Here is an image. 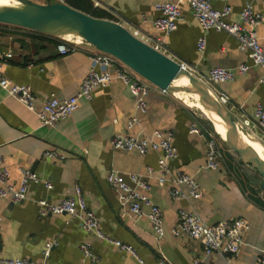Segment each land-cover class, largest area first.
<instances>
[{"label":"crops","instance_id":"1","mask_svg":"<svg viewBox=\"0 0 264 264\" xmlns=\"http://www.w3.org/2000/svg\"><path fill=\"white\" fill-rule=\"evenodd\" d=\"M28 1L66 4L64 0ZM159 2L87 0L94 10L107 14L131 33L136 32L143 42L162 37L152 25L158 17L154 6ZM246 4L264 15L263 0H232L229 20H237ZM212 7L221 10L223 5L213 3ZM181 12L183 20L164 39L165 55L197 77L207 76L216 67L251 66L247 54L238 50L236 40L225 33L208 32L206 49L200 53L196 44L202 30L188 6L182 5ZM30 35L18 29L0 28V60L5 76L16 85L32 89L37 109L50 94L59 99L75 96L91 66L86 52L79 50L62 56L55 44L33 40ZM257 38L264 52V21L257 28ZM261 76L260 70L251 68L235 82L214 86L213 90L224 93L231 108L245 102L250 117L256 103L264 106ZM184 105L175 95L152 90L147 98V112L138 115L139 125L131 132L132 135H150L154 131L171 133L177 151L171 168L193 176L203 193L199 200L177 201L159 188L155 180H149L148 196L164 219L165 235L157 243L145 218L135 220L123 214L118 194L106 181L111 170L145 175L148 167H156L159 158L155 152L141 157L112 149V139L124 133L126 121L137 115L130 93L121 81L114 80L106 88L97 90L90 102L80 101L78 109L54 128L42 127L33 113L0 88V157L9 172L8 184L15 189L19 187V170L23 168L52 185L51 190L42 184L30 185L26 200L19 204L0 198V258L40 263L44 261L46 244H52L47 264H139L133 255L85 233L75 220L69 221L63 215L39 217V200L59 204L73 197L78 186L98 218L101 233L111 241L131 247L143 264H158L160 254L169 264H195V260L199 264H256L264 246V207L252 201L223 169L204 168L206 144L203 138L189 133L193 113ZM50 151L58 152L65 159H45L44 154ZM180 210L197 213L209 225L246 220L250 229L239 254L232 258L218 253L205 257L200 242L172 236L171 229L178 221ZM83 246L89 248V257L83 254Z\"/></svg>","mask_w":264,"mask_h":264},{"label":"built area","instance_id":"2","mask_svg":"<svg viewBox=\"0 0 264 264\" xmlns=\"http://www.w3.org/2000/svg\"><path fill=\"white\" fill-rule=\"evenodd\" d=\"M231 2L232 0H160L154 6L158 17L153 20L152 25L162 37L154 40H145L144 42L155 50L165 54L163 49L164 39L174 32L177 29V24L183 20L181 6L186 5L202 30V36L197 40L196 44L197 50L200 53H203L206 49V34L208 32L225 33L236 40L238 50L247 54L251 63V66L241 64L234 69L216 67L211 69L207 76L196 77L209 88L213 89L214 86L231 84L239 77L246 75L251 68H256L262 73L259 83L264 86V52L257 38V28L263 23L264 15L256 13L251 4H246L242 8L237 20L230 21L229 17L232 13ZM213 3L222 4V9L215 10L212 7ZM132 34L138 38L136 32ZM56 39L59 40L56 49L60 55L65 56L83 50L91 62L88 73L82 80L75 96L59 99L55 94H50L46 97L41 107L37 109L32 89L29 86L12 83L5 76L1 60L0 88L10 98L19 102L29 112L33 113L42 127L54 128L60 121L71 116L78 109L80 101L90 102L97 90L106 88L114 80L121 81L130 93L137 115L126 121L124 133L112 139V149L133 153L141 157L147 155L149 152H155L159 154V158L156 167H148L145 175L123 174L116 170H111L106 176V181L118 194L119 205L123 214L130 215L135 220L145 218L149 223L154 240L157 243L160 242L165 235L164 219L161 210L148 196L151 191L149 180H155L159 188L166 190L167 195L177 201L199 200L202 198L203 193L193 176L171 168V164L177 159V151L173 147L171 133L154 131L150 135L141 133L138 135L131 134L135 126L139 125L138 115H144L147 112V98L149 94L152 90L159 89L134 73L113 56L96 51L84 41L77 42L76 40ZM189 72L191 71L189 70ZM159 92L167 94L160 90ZM214 92L221 103L232 112L237 123L240 125V131H245L249 137L260 140L264 144V106L256 103L249 117L245 109V102H241L235 108H231L230 102L224 93H219L215 90ZM256 129L260 133L256 132ZM189 133L197 135L205 141L206 160L204 168L208 171H218L223 165L224 154H232L224 148L226 147L224 141L217 135L216 131L212 132L204 128L194 116L189 126ZM44 158L54 161H63L65 159L64 156L55 151L46 152ZM19 173L20 184L15 189L8 184L9 172L4 166L3 159L0 157L1 199H8L13 204H19L26 200L30 185L42 184L46 190L52 189L50 182L39 178L29 169L21 168ZM37 205L39 207L38 215L40 218L63 215L69 221L75 220L79 222L85 233L93 234L97 238L113 244L121 251L133 255L139 264H143L136 257L131 247L111 241L101 233L98 218L90 210L78 186L74 190L73 197L66 198L59 204H51L48 200L42 199L37 202ZM249 229L250 225L244 219H234L229 222L209 225L197 213L180 210L178 221L171 229V234L177 238L184 237L194 242H200L203 246V255L205 257L218 253L232 258L239 254L244 245V237L249 232ZM52 247V244H46L44 261L40 263H34L26 259L0 258V264H47L46 260L50 255ZM82 251L86 257L90 256V250L86 246L82 247ZM194 263L199 264V260H195ZM158 264L169 263L160 254ZM256 264H264V246L259 251Z\"/></svg>","mask_w":264,"mask_h":264},{"label":"water","instance_id":"3","mask_svg":"<svg viewBox=\"0 0 264 264\" xmlns=\"http://www.w3.org/2000/svg\"><path fill=\"white\" fill-rule=\"evenodd\" d=\"M15 1L16 6L0 7L1 25L53 38L67 35L78 37L96 51L113 56L160 91L189 94L205 102L223 123L225 146L245 168L260 177L261 188L264 189V163L252 149L244 145L240 135L249 136L245 131H240V125L232 112L221 103L214 90L182 64L155 50L116 22L93 18L62 2L37 4L28 0ZM179 80H187L188 86H175L174 83ZM253 140L264 148L260 140Z\"/></svg>","mask_w":264,"mask_h":264},{"label":"trees","instance_id":"4","mask_svg":"<svg viewBox=\"0 0 264 264\" xmlns=\"http://www.w3.org/2000/svg\"><path fill=\"white\" fill-rule=\"evenodd\" d=\"M65 3L79 11L82 12L88 16H91L93 18L96 19H104V20H108V21H112L111 17H109L107 14H104L103 12H99L97 10H94L88 3L87 0H77L78 3L74 4L73 1L71 0H64ZM50 3H55L54 1L50 2ZM81 3V4H80ZM83 4V5H82ZM0 28H12V29H18V30H22L25 32L30 33V38L33 40H39L42 42H50L53 43L57 46V44L59 43V40L50 36H46L43 34H39L36 32H31V31H27L24 29H20V28H16V27H11V26H6V25H1L0 24ZM27 36V35H25ZM200 121V120H199ZM203 122H200V124L206 128L209 131L214 132V127L213 125L207 120V118L202 119ZM226 150H228L226 147H224ZM236 159V160H235ZM225 166V167H224ZM223 169H225V172L232 177L236 183L239 185V187L245 192L247 193V195L249 196V198L254 201L255 203H257L260 206L264 207V200L259 197L260 193L264 194V189L261 188V179L258 175H256L255 173L251 172L250 170H248L247 168H245L243 166V164L240 162V160L238 159V157L234 154H230V153H225L223 156V165H222ZM221 167V169H222ZM250 176V177H249ZM257 177L259 179V181H254L252 180V178Z\"/></svg>","mask_w":264,"mask_h":264},{"label":"bare ground","instance_id":"5","mask_svg":"<svg viewBox=\"0 0 264 264\" xmlns=\"http://www.w3.org/2000/svg\"><path fill=\"white\" fill-rule=\"evenodd\" d=\"M16 5H17V3H15V4H7L6 2L0 0V7L16 6ZM64 37L68 38L67 41H75V39H77L76 41L79 42V41L82 40V39H80L78 37H72V36H69V35L64 36ZM187 84H188L187 80H179V81L174 83L175 86H188ZM175 96H176V94H175ZM177 96L176 97L178 99L183 100L182 101L183 104H185V105L189 104L192 107H195L196 109L204 111V113H205L206 117L208 118V120L211 123H213L214 128H215L214 130L216 131L217 135L221 139H225V131H224V126H223V123H222L221 119L215 113H213V111H211L208 108V106L205 104V102H203L198 97H195L194 102H191L189 100V95L188 94H178ZM240 136H241V139H242L244 145L249 147L250 149H252L257 154V156L261 159V161H263V163H264V148L262 146H260L257 142H254L253 140H251L249 137H247V136H245L243 134L240 135Z\"/></svg>","mask_w":264,"mask_h":264},{"label":"rangeland","instance_id":"6","mask_svg":"<svg viewBox=\"0 0 264 264\" xmlns=\"http://www.w3.org/2000/svg\"><path fill=\"white\" fill-rule=\"evenodd\" d=\"M2 1H4V2H6L7 4H15V3H17L15 0H2ZM9 1V2H8ZM58 38H61V39H64V40H68V38H66V37H64V36H60V37H58ZM75 40H77V39H75ZM80 40V39H79ZM82 41V40H81ZM171 96H173L174 97V95H172V94H170ZM178 94H176V96H177ZM189 95V94H188ZM178 97V96H177ZM176 97V98H177ZM179 101H180V103L181 104H183L182 103V101L183 100H180V99H178ZM189 100L191 101V102H194V100H195V97L194 96H191V95H189ZM184 105V104H183ZM185 107H187L194 115V117L195 118H197V121L200 123V122H203L202 121V119H204V118H207L206 117V115H205V113H204V111H201V110H199V109H196L195 107H192L191 105H189V104H186V105H184ZM200 120V121H199ZM207 120H208V118H207ZM209 121V120H208ZM256 132H258V133H260V131L258 130V129H256ZM251 140H253L252 138H250ZM254 142H257L256 140H253ZM260 146H261V144L259 143V142H257ZM236 160V159H235ZM225 167V166H224ZM222 169H223V167H222ZM226 169V168H225ZM225 169H223L224 171H225ZM250 177V176H249ZM255 177V176H254ZM252 180H254V181H259V179L257 178V177H255V178H252ZM259 197H261L263 200H264V194L263 193H260L259 194Z\"/></svg>","mask_w":264,"mask_h":264}]
</instances>
